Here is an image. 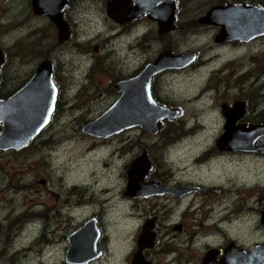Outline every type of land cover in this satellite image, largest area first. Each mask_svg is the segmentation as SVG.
Masks as SVG:
<instances>
[{"label":"flooded vegetation","instance_id":"af4514ba","mask_svg":"<svg viewBox=\"0 0 264 264\" xmlns=\"http://www.w3.org/2000/svg\"><path fill=\"white\" fill-rule=\"evenodd\" d=\"M171 4L0 0V101L23 90L43 66L56 92L51 116L29 147L8 151L19 159L30 148L37 162H46V180L22 186L33 196V242L45 246L34 255L40 264H55L52 256L47 261L44 257L57 252L60 264H264V136L251 135L264 127V35L225 36L228 28L219 20L201 23L214 10L264 9V0H209L197 20L189 8L191 0ZM92 25L96 34L87 29ZM193 37L203 48L193 51ZM166 54L174 60L187 55L191 62L183 69L171 68L169 61L162 67L160 58ZM111 59L121 64L113 66ZM215 61L224 66L216 69ZM207 65H212L205 71L209 81L197 99L208 100L205 114L214 128L208 136L202 120L193 122L209 140L207 147L199 148L197 136L187 133L193 118L184 119L172 82ZM6 68L11 76H6ZM11 79L16 82L7 88ZM96 83L102 88L97 90ZM123 90L130 117L133 107L147 111L150 106L172 115L153 131L131 124L113 135L89 134L87 129L122 100ZM91 91L94 96L85 103L83 97ZM3 130L1 123L0 134ZM235 132L245 141L238 151L222 144ZM124 136L123 147L100 160L109 169L117 154L123 159L128 153L121 171L107 172L113 173L111 190L98 189L97 172L92 183H86L81 158L67 157L65 146L73 141L94 139L86 151L92 156ZM166 143L169 156L164 161L160 147ZM188 143L191 162L184 163L182 171L167 169L172 154ZM144 156L152 171H130ZM20 187L17 174L13 183H0V264H17L20 254L33 251H17V204L5 200L15 203ZM132 221L138 222L135 231L128 228Z\"/></svg>","mask_w":264,"mask_h":264},{"label":"rangeland","instance_id":"374dc122","mask_svg":"<svg viewBox=\"0 0 264 264\" xmlns=\"http://www.w3.org/2000/svg\"><path fill=\"white\" fill-rule=\"evenodd\" d=\"M202 1V2H201ZM201 2V3H200ZM206 2H209V0H191L192 7H189L192 9V13L196 14V16H193L195 20H197L205 11H202V9H205L207 6ZM192 17V15H190ZM90 28L92 30V34H96L94 31L95 26H88L87 29ZM191 42L194 45V50L203 48L202 45H199L197 43V39L195 37L190 39ZM88 41V39H87ZM210 47H212V44H210ZM92 49H90L91 51ZM112 48L108 47L106 48V54L109 55ZM226 55V53H222V56ZM218 61L214 62V66L219 69L220 67H223L224 65H221L220 63H217ZM237 62L236 64H238ZM110 64L113 66L121 64L120 62H117L115 59H111ZM212 65H207L205 69L202 71L200 70H194L189 71L180 75H177L173 82V92L175 95V98L177 99L178 103L181 105V108L185 111L184 119L187 120L189 118H193L191 121V125L188 124V130L187 133L191 135H196L198 141L200 143L197 145V147H207L209 144V140L207 139V136H205L204 129L198 128V123H195L193 125V122L195 120L200 119L203 122V126H205L207 133L206 135L211 136L213 134V120L211 117L207 116L205 114V111L207 110V106L204 104L208 101L206 99L202 101H198L199 95L203 93V88L205 86V83H207L208 76H206L205 71L208 73L211 69ZM7 72V68H6ZM12 74L7 72L6 76H11ZM205 75V76H202ZM21 78H17V84L20 83ZM15 79L13 83V79L6 81V87L9 88L12 86V84H15ZM98 85V88H102L101 83H96ZM94 96V91L89 92L88 95L83 97V101L85 103H89V99H92ZM196 96V98H195ZM204 106V107H203ZM69 115L71 113H68ZM69 120H66L65 124H68ZM215 126V125H214ZM74 126L72 125V128ZM216 127V126H215ZM71 128V129H72ZM192 129V130H190ZM210 130V131H209ZM122 142H125V136L123 138L116 139V142L111 145V148H108L107 151H97L94 155L90 156L86 153V151L89 150L90 147H93L95 145L94 139H81L77 144L75 141L71 142L68 146H65L67 150V157L69 158H81V162L79 164H82L81 166V173H82V179H85L86 183H92V176L95 174L98 176L99 179V185L98 189H101L102 191L108 189H113V186L110 185V182L113 180V173L110 172L107 174L108 171H110V168H115V171H121L124 167V163L126 161V158H129L128 153L121 159V154H117L114 159V164L107 169L105 166L101 165L100 160L102 158H108L111 156L115 149L119 148L121 149L123 146L121 145ZM170 145L169 143L163 144V146L160 147V151L164 152V157L166 155L169 156V151L167 150V146ZM192 146L191 143H188L186 147H179L177 154H172V156L168 159L167 169H172L173 171H182L184 167V163L191 162V156L189 152L191 150L190 147ZM114 147V148H113ZM80 148H82L81 151H78ZM113 148V149H112ZM33 150L27 149L23 151L22 155L17 159V156H15V153L13 152H3L0 155V183L3 184H11L15 181V175L17 174V183L21 185V190L23 185H30V184H38L42 182L43 180H46L47 178V169H46V162L45 159H42L41 161L37 162L32 155ZM61 156H65V151H61ZM167 156V157H168ZM167 157L163 158L165 161ZM167 161V160H166ZM264 165V163H262ZM104 168V170H103ZM93 169H97V171H93ZM237 171V170H236ZM5 187H1L3 190ZM41 193H44V190H41ZM20 195H17V200L15 203L13 202V199H6L7 203L12 204L13 206L17 204V251L26 250L27 248H33V251L29 250L26 252V254H20V258L18 259V262L21 264H40V262L35 257V253L40 252L41 248L45 247L42 244H35L33 241L35 240V234L37 231L35 230L37 225H32L33 215L29 213L30 211V203L33 199L32 192L29 191L27 188L26 191L22 190ZM111 195H113V191L111 192ZM110 195V197H111ZM35 199V198H34ZM136 221H132V224L128 225V228H131L133 226L132 230L135 231L137 228ZM116 230V228H115ZM114 230V231H115ZM119 230H122L119 229ZM124 230V229H123ZM48 256L44 260L50 259L49 256H52V259H54L55 264L61 263V253L57 252L49 253ZM32 258L35 257V259L32 260H23L21 258ZM17 263V264H19Z\"/></svg>","mask_w":264,"mask_h":264},{"label":"water","instance_id":"95a60500","mask_svg":"<svg viewBox=\"0 0 264 264\" xmlns=\"http://www.w3.org/2000/svg\"><path fill=\"white\" fill-rule=\"evenodd\" d=\"M163 1L166 2L167 7L172 6L171 2L173 0ZM111 9L112 7H110V11ZM110 16L112 17L111 13ZM217 20L223 26L225 24L228 28L224 30L225 36L229 33L239 37L250 34L264 35V9L232 6L208 13L201 20V23L209 24ZM235 28L238 30H235ZM169 56V54H166L160 58L162 67L164 64L168 66L169 61L171 68L183 69L191 62V57L187 55H182L175 60ZM2 64L3 58L0 57V67ZM47 73V69L43 66L23 90L5 101H0V124L2 123L4 126V130L0 134L1 152H17L29 147L31 140L39 133L50 118L56 92L51 89V80L47 76ZM126 98V90H123L122 100L100 121L95 123L91 128H88L87 132L98 137L104 133L113 135L130 128L129 126L131 124H134L132 126H139L143 129L153 131L157 128L156 124L160 120L167 119L172 115V112L168 110L150 106L147 111H139L138 107H133L130 117L131 110L128 107ZM251 135L256 139L263 137L264 127L255 128ZM240 136V132L227 134V138L222 144L224 145L226 143V147L230 150L238 151L240 148L245 147V141ZM152 169L153 165L144 156L134 162L130 171H152Z\"/></svg>","mask_w":264,"mask_h":264},{"label":"bare ground","instance_id":"6f19581e","mask_svg":"<svg viewBox=\"0 0 264 264\" xmlns=\"http://www.w3.org/2000/svg\"><path fill=\"white\" fill-rule=\"evenodd\" d=\"M225 51H226V50H225ZM215 58H216V57H215ZM217 85H218V84H217ZM164 158H165V157H164ZM168 164H169V163H168ZM22 254H26V253H22ZM22 254H21V255H22Z\"/></svg>","mask_w":264,"mask_h":264}]
</instances>
